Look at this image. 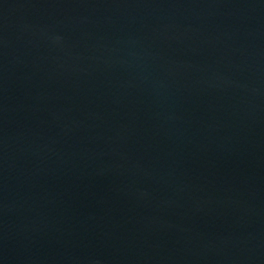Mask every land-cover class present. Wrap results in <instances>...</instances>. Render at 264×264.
<instances>
[{
	"label": "water",
	"instance_id": "water-1",
	"mask_svg": "<svg viewBox=\"0 0 264 264\" xmlns=\"http://www.w3.org/2000/svg\"><path fill=\"white\" fill-rule=\"evenodd\" d=\"M0 264H264V0H0Z\"/></svg>",
	"mask_w": 264,
	"mask_h": 264
}]
</instances>
